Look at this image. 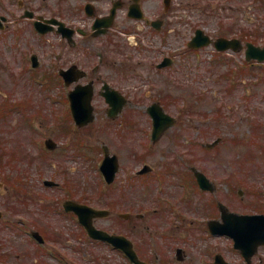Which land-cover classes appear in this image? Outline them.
Listing matches in <instances>:
<instances>
[{
    "label": "rangeland",
    "instance_id": "374dc122",
    "mask_svg": "<svg viewBox=\"0 0 264 264\" xmlns=\"http://www.w3.org/2000/svg\"><path fill=\"white\" fill-rule=\"evenodd\" d=\"M182 1L181 34L168 33L165 47L169 51L183 47L175 69L163 74L175 76V83L153 79L157 75L149 67L152 58L142 60L146 65L138 64L132 80L135 86L141 85L133 92L135 107L154 100L149 90L156 88L159 94L166 86V108L180 118L174 130L149 148L141 145L142 134L124 139L115 128L101 129V116L91 127L66 133L68 89L64 83L49 82L47 76L53 75L46 65L49 60L38 70L23 64L15 31H0V104H25L8 108L6 117L7 109L4 112L2 107L0 112V180L7 188L6 194L0 193L5 214L0 219V252L7 255L0 264H130L121 251L81 235L75 217L63 211L66 198L111 208L113 214L97 219V225L127 234L150 264H214L217 252L234 264H248L232 238L211 234L207 221L220 218V200L237 212H264V62L246 65L244 50L216 55L213 45L190 51L187 42L201 27L214 36L249 32L255 43L264 45V0ZM172 23L169 27L177 30ZM45 38L41 44L36 36H28L40 54L60 50L59 36ZM228 70L232 73L227 74ZM143 78L152 79V84L142 85ZM169 94L173 101H168ZM101 101L97 96L98 108L103 107ZM142 124L147 127V122ZM48 137L59 147L47 150ZM218 137L222 141L208 149L206 144ZM103 143L118 154L121 163L109 186L100 170ZM207 151L210 156L205 158ZM146 162L157 167L159 177L135 174ZM190 165L205 171L218 190L201 191L194 185ZM147 178L151 180L145 183ZM45 179L59 186H46ZM22 180L32 192L31 196L25 192L26 199L17 189L24 186ZM127 211L132 219L125 223L118 214ZM139 213L144 216L138 217ZM29 227L44 230L58 258L30 238ZM177 247L185 249V260L176 259ZM251 264H264V246Z\"/></svg>",
    "mask_w": 264,
    "mask_h": 264
},
{
    "label": "flooded vegetation",
    "instance_id": "af4514ba",
    "mask_svg": "<svg viewBox=\"0 0 264 264\" xmlns=\"http://www.w3.org/2000/svg\"><path fill=\"white\" fill-rule=\"evenodd\" d=\"M182 6V0H0V31H18L20 46L34 44L26 37L29 34L59 36V51L51 50L47 56L38 53L39 48L32 51L37 52L42 65L46 59L49 60L46 65L53 70V75L47 78L63 79L61 70H73L70 77L72 74L75 80H68V92L77 85L93 88L95 120L101 116V129L115 128V133L124 139L142 134L144 140L141 145L149 148L158 145L170 130H174L180 124V118L166 108V86L159 89H162L159 94L156 88L149 90L148 94L154 100L135 107L137 103H133V92L141 85L135 86L132 80L136 78L138 64L146 65L142 60L152 58L149 67L157 75L153 79L161 84L175 83V76L163 74L175 69L178 57L183 56V47L174 46L173 51L165 47L168 33L181 34L179 25L183 22L179 18ZM171 21L178 25L177 30L169 27ZM188 50L195 52V48L188 47ZM162 62L166 64L160 66ZM151 80L143 78L139 82L142 85L152 84ZM108 91L117 95L113 107L105 95ZM97 96L102 100V108L95 103ZM154 102L176 117V124L165 130L157 140H153V117L148 110ZM144 121L147 127H143ZM70 124L73 126V120ZM91 126L93 124L88 127ZM154 167L155 172L157 167ZM150 175L151 172L148 173ZM120 214L119 219L125 223L132 219L131 215L126 219ZM82 230L81 235L86 236L85 230ZM117 233L120 231L117 230ZM52 255L59 257L55 252ZM2 256L0 252V261Z\"/></svg>",
    "mask_w": 264,
    "mask_h": 264
},
{
    "label": "water",
    "instance_id": "95a60500",
    "mask_svg": "<svg viewBox=\"0 0 264 264\" xmlns=\"http://www.w3.org/2000/svg\"><path fill=\"white\" fill-rule=\"evenodd\" d=\"M211 41V38L206 35L202 29H198L190 44L191 46L199 47L208 45ZM215 44L220 50L228 48L238 50L240 48V41L236 38L229 39L221 37L215 41ZM247 45L248 60L255 58L264 61V47L256 46L251 42ZM83 88L87 89V92H85L81 87H77L70 95L73 114L79 125L87 124L93 119V106L91 104L93 93L89 86H84ZM107 98L110 104L113 105L114 100H116L113 92L107 93ZM160 108L161 107L158 106V104L151 107V110L155 115V139H158L161 133L174 123V119L171 116L165 115ZM164 119H167V121L165 122ZM217 142L218 140L208 146L212 147ZM47 144L49 147L56 146V143L53 140H47ZM117 161V156H110L107 152L102 168L110 182L113 181L115 173L118 169ZM148 170H150V167L146 166L141 172H146ZM194 170L198 181L203 188L211 190L215 188L214 184L203 172L197 170L196 168H194ZM64 205L67 210H74L78 213L80 221L85 225L90 236L107 240L112 244L121 247L136 264H147L138 258V255L133 248V243L129 239L122 235L110 234L105 230L98 229L94 225L93 218L96 216L106 215L108 213L107 210L96 209L89 205L81 204L72 200L66 201ZM220 207L222 209L224 222L221 223L215 220L210 221L209 224L212 231L215 233L231 235L235 239V246L241 249L248 261H251V257L255 254L258 247L264 244V214H238L230 212L222 203L220 204ZM177 256L179 259H183L184 250L179 248ZM216 264L229 263L221 254H217Z\"/></svg>",
    "mask_w": 264,
    "mask_h": 264
},
{
    "label": "trees",
    "instance_id": "16d2710c",
    "mask_svg": "<svg viewBox=\"0 0 264 264\" xmlns=\"http://www.w3.org/2000/svg\"><path fill=\"white\" fill-rule=\"evenodd\" d=\"M210 155L208 154V151H207V155L205 156V158H208Z\"/></svg>",
    "mask_w": 264,
    "mask_h": 264
}]
</instances>
